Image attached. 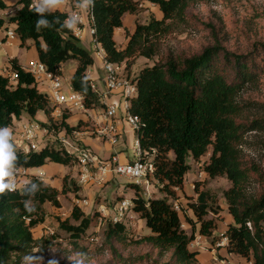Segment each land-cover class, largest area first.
<instances>
[{
  "label": "trees",
  "instance_id": "trees-1",
  "mask_svg": "<svg viewBox=\"0 0 264 264\" xmlns=\"http://www.w3.org/2000/svg\"><path fill=\"white\" fill-rule=\"evenodd\" d=\"M147 1L155 4L163 17L137 23L130 33L124 26V16L138 10L137 0H95V7L91 9L93 38L101 44L109 61L129 67L137 56L152 58L157 51V37L164 31L167 20L183 15L190 0ZM18 4L20 8L7 22L15 24L14 31L22 45L33 40L39 61L50 71L59 73L60 64L76 60L71 84L85 97L86 107L99 106L100 96L87 74L95 60L90 51L80 45V37L59 24L37 32V17L29 10L31 0H19ZM8 7L0 0V10ZM67 16L66 12L58 10L48 19L59 17L62 22ZM4 24L0 17V27ZM117 28L126 31L128 40L124 48L117 46ZM12 66L19 73L16 84L11 85L9 79L0 74V127H10L13 119L23 113L34 118L39 111H44L50 121L54 120L53 107L47 95L38 89L35 78L24 71L16 59L12 60ZM261 77H264V43L247 54H239L218 42L198 53L146 66L135 78L138 92L131 100V111L141 120L137 136L144 154L153 156L155 171L151 178L161 185L164 196L146 199L141 195L140 186L132 184L135 191L132 209L150 229L143 240L162 250L173 249V257L178 262L197 264L199 252L190 251L188 247L195 237L196 223L201 224L199 233L207 237L217 227L216 219L205 218L210 212L219 214L221 210L219 205L214 206L215 200L209 191L196 187L197 199L189 204L196 218L188 219L191 234L183 228L180 213L170 199L176 198V189L183 188L185 176L191 169L189 159L200 160L211 147L205 172L210 178L225 176L232 182L224 192L232 218L225 231L227 252L252 264H264V166L247 158L242 149L248 133L264 134V114L242 117L243 107L238 101L244 87ZM68 117L63 115L61 126L72 133L76 128L66 122ZM41 125L47 128L46 123ZM262 143L264 148V141ZM15 149L18 166L27 168L42 167L50 162L67 166L73 161L66 149L49 144L39 151H24L16 145ZM254 181L260 184V189L249 194L248 188ZM29 182L39 186L34 197L22 195L24 187L0 195V264H21L40 243L32 230L45 221L46 203L60 208L61 194L74 193L80 197L81 186L73 179L68 184L63 182L61 190L39 177L33 176ZM28 200H32L34 211L25 208L24 201ZM71 218L79 223L72 224L67 219L60 222V227L77 239L90 227L91 218L77 205L73 207ZM125 231V224L113 223L109 225L108 235L118 237Z\"/></svg>",
  "mask_w": 264,
  "mask_h": 264
},
{
  "label": "rangeland",
  "instance_id": "rangeland-1",
  "mask_svg": "<svg viewBox=\"0 0 264 264\" xmlns=\"http://www.w3.org/2000/svg\"><path fill=\"white\" fill-rule=\"evenodd\" d=\"M137 1L138 10L135 13H128L124 17L125 27L130 33L134 31L137 23H147L152 17L157 19L163 17L156 5L153 6L147 0ZM127 40L124 29L117 37L119 47L125 46ZM156 42L157 51L152 58L137 56L129 67L122 63L119 69L121 75L135 79L146 66L166 62L170 58L178 59L189 56L200 52L207 45H215L218 42L228 50L239 54L253 51L260 43H264V0H190L183 15L167 20L165 29L159 33ZM80 45L86 48L87 44L81 40ZM89 51L93 52V49L90 48ZM3 56V50L0 49V61ZM76 66V60H69L65 64L64 73L60 71L65 79V85L70 84L72 71ZM87 74L89 75L88 71ZM96 91H98L97 87ZM238 101L243 107L242 117L253 118L264 114V77L248 83L239 94ZM101 106L100 100V104L96 108ZM62 114L74 115L72 123L76 128L75 131L83 132V135L77 136L73 131L67 137L77 145L90 147L81 139V137L96 135V132H91L94 128L91 126L90 120L86 119L85 121L81 111L69 112L63 108ZM22 115L28 116L26 113ZM45 119V115H41L40 120L44 121ZM47 119L49 133L44 136V142L50 146L65 149L58 136L60 130L63 129L62 120L54 119V121L52 119L50 121L49 117ZM245 140L242 147L245 156L264 166V148L262 146L264 134L258 131L250 132L246 135ZM133 141L126 149L130 160L137 158L132 147ZM13 143L17 146L20 139L13 138ZM211 149L210 147L208 153L198 161L189 159L191 169L185 176L183 188L176 189L175 199L170 198L173 205L179 204L181 211L178 212L181 216L182 226L188 234L192 233V226L188 219L196 220L189 207V204L197 199L196 187L199 190L209 191L215 200L214 206L219 205L221 208L219 214L210 212L205 217L206 219H216L217 227L211 236L203 238L204 247L198 249L188 246L190 251L199 252L197 264H220L219 253L217 251L214 254L211 253L207 242L220 240L221 233L226 231L230 220L224 192L232 186V182L225 176L210 178L205 172V163L209 161ZM170 156L173 158L172 154ZM72 159V163L64 167L60 166V169L57 168L51 175H47L46 180L43 181L52 186H58L60 190L63 182L68 184L71 179L76 181L79 165L75 155H72ZM150 183L147 188L148 194H145L146 186H140L141 195L146 199H150L152 196L161 197L163 195L160 189L161 185L156 183L153 178ZM132 184L130 179L118 176L101 186H94L93 190L85 188V190L95 192L90 206L83 208L85 214L91 218V224L86 232L77 239L72 238L70 233L60 227V222L67 219L72 224L79 223L71 218L76 195L74 193L61 194L59 197L60 208L46 203L47 206L44 205L45 221L32 230L34 238L40 240V243L32 249L28 256L39 259L34 261L24 258L21 264H189L178 262L173 257V249L162 250L143 240L150 234V229L146 226L145 220L138 213H134L133 206L130 207L123 220V224L126 226L125 233L118 237L108 235L109 225H113L111 218L117 204L125 198L131 199L133 196V192L130 190L124 193V185L132 188ZM259 189L260 184L254 181L248 188V192L255 194ZM80 192L79 198L81 199L85 196L83 187L80 188ZM100 206L107 208L109 212L107 217L99 211ZM200 226V222L196 223L195 237L201 235L199 233ZM236 263L240 262L236 261ZM241 263L249 264L245 259H242Z\"/></svg>",
  "mask_w": 264,
  "mask_h": 264
},
{
  "label": "built area",
  "instance_id": "built-area-1",
  "mask_svg": "<svg viewBox=\"0 0 264 264\" xmlns=\"http://www.w3.org/2000/svg\"><path fill=\"white\" fill-rule=\"evenodd\" d=\"M33 3V0H31ZM78 14V13H75ZM79 15V14H78ZM89 17L91 26L89 28L90 33H95L93 26V15L91 9L89 10ZM82 22V20H81ZM80 22V24H81ZM78 25V30L74 34L81 37L83 29L81 25ZM6 37L9 40L17 38V34L12 28H6ZM95 41V40H94ZM96 54L101 59L102 68L104 70V85L105 89L101 94V98L108 96L116 97V99L110 103L105 104V108L97 115L100 122L104 123V126L99 129L97 135L104 140L108 141L111 145H116L122 140V133L119 131L116 121L123 119L135 132V139L133 141V149L136 154V159L120 163L115 157L101 158L91 147L77 145L76 142H72L67 135L65 129H61L58 136L61 139L66 151L70 155H75V159L79 165L78 184L81 187L92 188L93 186H101L105 184L108 179L107 175L123 176L132 181L137 186H150L151 176L155 171V165L153 163V156L144 154L140 145L137 131L141 127V120L131 111V100L137 96L138 87L135 79L123 77L119 71L120 65L109 61L106 57V53L101 44L96 42ZM24 71L29 72L37 83V87L42 90L48 97L50 105L53 107V118L58 120L62 119V109H67L69 112L81 111L82 114L89 121L94 120L96 114L95 108H88L85 104V97L78 91H76L70 80V84L65 85V79L63 74L60 73L61 69L58 66V72L50 71L48 67L41 61L30 62L27 66L21 67ZM0 74L9 79L11 85L16 84L19 79L18 70L11 67L0 69ZM93 89L96 90V86L92 83ZM100 96V95H99ZM49 133L46 127H43L40 123L30 121L24 123L21 126L20 131V143L17 144L19 148L24 151H39L44 142V136ZM77 136L83 135V132L74 131ZM22 143V144H21ZM26 144V146H25ZM144 154V155H143ZM44 173L36 176L43 178ZM31 174L29 168L24 166H18V172L15 177V183L17 190L21 189L29 182ZM145 194H148V189ZM75 205L82 208L83 206L90 205L88 198H76ZM133 206L132 199H123L117 204L115 212L111 218L113 223H123L126 214L130 207ZM174 208L177 211H181L179 204L175 203ZM99 211L103 212V215L107 217L109 212L105 206H100ZM203 235L194 237L189 243V246L194 248H203L204 239ZM228 237L225 232L221 233V239L215 242V246L211 249L214 254L217 249L227 246ZM216 258V257H215ZM220 262H223L220 259ZM252 264L251 261H248Z\"/></svg>",
  "mask_w": 264,
  "mask_h": 264
},
{
  "label": "crops",
  "instance_id": "crops-1",
  "mask_svg": "<svg viewBox=\"0 0 264 264\" xmlns=\"http://www.w3.org/2000/svg\"><path fill=\"white\" fill-rule=\"evenodd\" d=\"M4 1L9 5V7L7 9L0 10V17L3 18V20L5 21V24L2 27H0V49H2L3 53H4V56L1 58V61H0V69H3V68L10 69L11 67H13L12 66V60L13 59H16L18 61L19 65L21 67H24V66H27L30 62L39 60L38 52H37L34 41L31 39L28 40L25 43V45H22L19 37L15 38L14 40H9L6 37L5 30L7 27L15 29V24H10L7 22V20L10 16H13L16 13L18 8H20V4H18L19 0H4ZM151 4L153 6H155V4H153V3H151ZM74 5H75V0H65V3L63 5H61L59 10L62 12H66L68 15L78 13L81 17L82 22L80 25L82 26L83 33H82L80 39L82 40V42L87 44L86 49H88V50L90 48L93 49V52H90V53L92 54V56L95 60L94 65L88 69V73H89L88 76L91 78L92 83L95 86L97 85L96 86L97 90H98L97 92L100 95V100L102 103L101 107L95 108L96 114L94 116V120L93 119L90 120L91 126L94 128L91 132H94V133L96 132V135L93 137L88 136L86 138L81 137V139H83L82 141H84L86 144H88L101 158L106 159V158H110V157H115L120 163H126L129 161H132L128 158L127 153H126V149L128 148L129 143H132L133 139L135 138L134 137L135 132L123 119L119 118L116 121L118 129L122 133V140L118 144L111 145L108 141L104 140L103 138H101L97 135V132L99 131V129L104 126V123L100 122L97 115L106 107L105 106L106 103H110V102L114 101L116 99V97L108 96L106 98H101V94L105 89L104 70L102 68L101 59L96 54V47H97L96 43L94 41L93 35L90 33V30H89V28L91 26V23H90L91 21H90V17H89V10L90 9L85 12V11H81V10L76 9ZM124 26H125V24H124ZM122 31H124V28H117L116 29V31H115L116 42H117L118 34H121ZM117 46H118V48H124L126 45L119 47V44L117 43ZM24 54H26L25 57H23ZM67 62L60 64V69L63 73H64L65 64ZM75 69L72 71V75H73ZM38 89H39V87H38ZM41 115H45L46 119L44 121L40 120ZM52 116H53V112H52ZM73 116L74 115H71V116L69 115V117L66 119V122L70 126L74 125L72 123ZM47 118H48V116L45 114L44 111H39L34 118H30L29 116L21 115L20 118L13 119L12 125L10 126V128L13 131V138L14 139L15 138L20 139V137H21V135H20L21 126L24 123H27L30 121L38 122L40 124L42 122L47 123L48 122ZM83 119L86 121L85 116ZM60 166L64 167V165L50 162V163H48L42 167L29 168V172L31 174V177H33V176L36 177V176L40 175L41 173H44L45 176L43 177V180H46L47 175H51L57 168L60 169L59 168ZM117 177H118L117 175H112V174L107 175L108 181L115 179ZM76 181L78 182V179ZM54 187L58 188V186H54ZM95 187H97V186H95ZM95 187L93 186L92 188L94 189ZM83 188H84V195L85 196H83L82 198H88L89 201L92 203L95 192L92 191L93 190L92 188H90V189H92L91 191L85 190V187H83ZM122 188H123V186H122ZM149 188H151V187H149ZM128 190L133 192L132 193L133 196L135 195L134 190L131 187H126L124 185V193L128 192ZM149 191L151 192L150 189H149ZM70 194H73V193H70ZM79 194H81V192H79ZM133 196H132V198H133ZM162 196H164V193ZM154 197H156V196H152V198H154ZM75 199H76V197H75ZM46 206H47V204H45V207ZM89 206L90 205L83 206L82 209L85 207H89ZM134 213L137 214L136 212H134ZM231 221H232V218L230 216V220L228 223H230ZM207 246L210 249H212L215 246V242H213V241L207 242ZM210 252L212 253V250ZM217 252L219 253L220 259L223 261V262H220V264L236 263V261L240 262V263H236V264H242L241 261L243 258L240 257L239 255H236L233 253H228L227 252V246L219 248L217 250ZM233 260H236V261H233Z\"/></svg>",
  "mask_w": 264,
  "mask_h": 264
},
{
  "label": "clouds",
  "instance_id": "clouds-1",
  "mask_svg": "<svg viewBox=\"0 0 264 264\" xmlns=\"http://www.w3.org/2000/svg\"><path fill=\"white\" fill-rule=\"evenodd\" d=\"M64 3L65 0H33L29 10L37 17L35 25L37 32L44 28H52L56 24L71 32L78 30V25L81 22V17L78 14H70L62 22L59 17L48 19V16L58 11ZM74 6L76 9L86 12L95 7V0H75ZM18 162L12 129L8 126L0 127V195L17 190L15 177L18 172ZM40 179L43 181V178ZM37 191H39L38 184L28 182L23 188L22 195L34 197ZM24 205L29 211L35 210L32 200L24 201ZM26 259L37 261L39 258L26 257Z\"/></svg>",
  "mask_w": 264,
  "mask_h": 264
}]
</instances>
